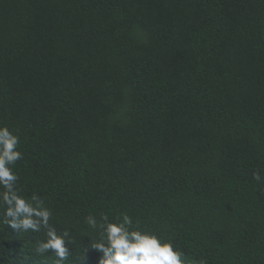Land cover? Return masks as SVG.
Returning <instances> with one entry per match:
<instances>
[{
  "label": "trees",
  "instance_id": "16d2710c",
  "mask_svg": "<svg viewBox=\"0 0 264 264\" xmlns=\"http://www.w3.org/2000/svg\"><path fill=\"white\" fill-rule=\"evenodd\" d=\"M0 124L65 264L121 213L187 264H264V0H0ZM3 212L0 264H53Z\"/></svg>",
  "mask_w": 264,
  "mask_h": 264
},
{
  "label": "clouds",
  "instance_id": "9594fccd",
  "mask_svg": "<svg viewBox=\"0 0 264 264\" xmlns=\"http://www.w3.org/2000/svg\"><path fill=\"white\" fill-rule=\"evenodd\" d=\"M20 142L19 135L8 126L0 124V206L4 208L2 221L10 228L24 232H40L42 228L45 229V239L37 242L35 253L43 255L51 252L55 257L53 264H65L70 256V231L65 228L58 232L49 223L53 219V212L45 206L40 195L33 193L26 197L18 187L20 177L13 169L16 162L24 158L18 147ZM253 178L260 181L259 172ZM85 219L89 228L99 229L89 246L101 253L97 264H187L183 250L156 232L134 224L128 213H121L113 220L101 214L99 222L91 214Z\"/></svg>",
  "mask_w": 264,
  "mask_h": 264
}]
</instances>
